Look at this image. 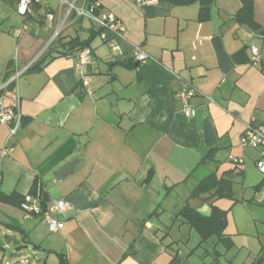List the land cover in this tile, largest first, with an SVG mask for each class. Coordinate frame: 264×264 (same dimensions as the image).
I'll return each instance as SVG.
<instances>
[{"label": "crops", "instance_id": "obj_1", "mask_svg": "<svg viewBox=\"0 0 264 264\" xmlns=\"http://www.w3.org/2000/svg\"><path fill=\"white\" fill-rule=\"evenodd\" d=\"M95 1L99 13L114 14L118 35L102 40L93 21L72 13L59 43L51 44L66 5L45 0L23 20L15 0H0V82L15 69L39 65L5 95L6 104L17 103L22 121L8 140L7 127L0 125V149H10L0 156V193L26 196L37 179L46 204H67L54 215L63 228L50 233L40 216L0 202V228L30 243L33 264H221L227 253L249 250L236 236L252 223H264L252 214L264 207V183L253 189L264 178L254 172L257 150L243 151L239 138L248 124L264 127V0H250L255 27L237 16L243 0L205 5L156 0L141 6L135 0ZM23 24L25 30L15 37ZM70 40L91 49L86 88L79 83L75 56L56 53ZM135 46L147 61L133 60ZM250 46L260 52L255 65ZM187 84L201 93L191 99V119L174 97ZM212 149V159L201 161ZM229 156L243 158L242 164H232ZM74 161L73 172L57 180L55 173ZM211 173L231 178L233 198L236 187L240 197L189 198ZM186 204L202 217L212 208L224 212L222 236L229 240L207 236L200 244L199 234L177 216ZM236 204L245 220L234 217ZM262 245L259 240L250 264Z\"/></svg>", "mask_w": 264, "mask_h": 264}, {"label": "built area", "instance_id": "obj_2", "mask_svg": "<svg viewBox=\"0 0 264 264\" xmlns=\"http://www.w3.org/2000/svg\"><path fill=\"white\" fill-rule=\"evenodd\" d=\"M45 0H15V9L17 14L25 20L31 11L33 5H38L44 2ZM75 1L69 2L68 0H60L61 4L66 5L68 10L65 15L64 20L58 25L56 30L53 32L50 43L58 38L64 22L69 16L74 13L77 18L84 17L93 21L98 26L99 36L102 40H107V34H112L116 36L119 34V27L117 19L112 13H99L96 12L99 8L98 2H93L89 6L77 7ZM156 0H135L136 4L141 6L147 3L155 2ZM49 20L53 19L52 15H47ZM25 30V24L20 28L16 29L13 32L15 37H19L21 32ZM111 50L113 52L118 51V46L116 43L110 44ZM252 56V64L255 65L260 61V52L254 47L250 46L249 48ZM132 58L135 62H145L149 59V56L141 49L139 46L133 47ZM76 63L75 70L79 74V83L83 88L88 87L89 80L85 69L91 63L92 53L89 48H83L75 55ZM31 64L24 66L22 69H15L13 74L6 80L0 82V125L6 126L8 129V139L14 137L17 134V131L21 125L22 115L19 111L17 103L13 106L6 104L5 95L7 94L10 84L15 83L17 79L22 76L28 69ZM173 76H175L173 74ZM89 94L92 93L89 90H86ZM201 95L200 91L191 86L184 85L175 93V99L181 104V111L187 119H191L195 114V109L191 105V99L194 96ZM239 146L244 151L247 149L257 150L258 157L255 160V168L257 172L264 177V127L254 126L253 124H248L245 127L244 132L239 138ZM10 149L7 146H4L0 149V156H7ZM228 160L234 165H241L243 158L229 156ZM26 202L22 204L21 209L25 212L26 216L38 215L41 217V220L47 225L48 231L50 233H56L63 228V223L56 219L54 215L56 213L63 212L66 208V202L64 200H52L44 208H42L36 199H33L29 196L26 197ZM14 264H29V259L27 257L19 259Z\"/></svg>", "mask_w": 264, "mask_h": 264}, {"label": "trees", "instance_id": "obj_3", "mask_svg": "<svg viewBox=\"0 0 264 264\" xmlns=\"http://www.w3.org/2000/svg\"><path fill=\"white\" fill-rule=\"evenodd\" d=\"M188 1H197L201 5H205L204 2L207 0H185ZM95 0H89L88 6L91 5ZM205 10L204 8H201V11ZM98 12V8L96 10ZM237 16H239V19L242 22H246L247 24L254 26L253 20H252V6L250 0H243V4L239 12L237 13ZM255 27V26H254ZM59 43V37L56 38L54 41L51 42V44ZM82 43V42H81ZM76 43L74 40H70L67 43L61 44V47H63L62 52H56L59 55H76L77 52L82 50L83 48H86L88 45L85 43ZM89 48V47H87ZM90 49V48H89ZM91 50V49H90ZM131 62H128L127 65H130ZM39 67L38 62H35L30 66L28 71L35 70ZM11 75V74H10ZM10 77V76H9ZM9 77L3 79L6 80ZM14 83L10 84L8 89H11ZM215 149H212L208 152V154L203 157L201 161L205 162V160H211V154L214 153ZM264 178V177H263ZM264 181L260 182L259 184L254 186V190L257 191L261 188ZM233 181L231 178L225 177L223 175L216 176L215 173H211L206 179L200 181L197 186L192 190L191 195L189 198H197L202 194H208L209 196L207 198H204L203 200L207 201L209 199H229L234 200L233 198ZM29 196L33 199H36L38 204L44 208L46 206V203L48 201V197L46 195V192H44L41 189L40 184L38 183V180L35 179L33 182V185L29 191V193L26 196H21L18 194H10L5 195L0 193V202L11 204L17 207H22V204L27 203L26 197ZM264 205V202H263ZM177 216H180L183 218L184 222L188 224L190 227H192L200 236L201 243L204 241H207L209 237L215 236L219 242L224 240H229L226 237L222 236V231L225 228V213L221 212L215 208H212V212L209 215V217H202L199 213H197L194 209L189 207L187 204L181 208V210L178 212ZM18 231V230H17ZM205 233L207 235H205ZM208 236V238H207ZM230 248V245L227 246V249ZM260 257L257 259L255 264H264V245L260 248Z\"/></svg>", "mask_w": 264, "mask_h": 264}, {"label": "rangeland", "instance_id": "obj_4", "mask_svg": "<svg viewBox=\"0 0 264 264\" xmlns=\"http://www.w3.org/2000/svg\"><path fill=\"white\" fill-rule=\"evenodd\" d=\"M95 40L98 42L100 39L97 36ZM254 172L255 174H258L256 169ZM253 176L254 174L251 176V178H253ZM236 189H237L235 191L236 195L234 196L235 199L239 198L241 195L240 189H238V187H236ZM233 213L237 221H240L242 219L245 220L244 218L245 211L238 204L235 205ZM238 214H240V217L238 216ZM252 214L255 215L258 219H264V207L257 206L256 210L255 211L253 210ZM248 219H249V216H248ZM195 236L196 235L193 232L191 236L192 238L190 239V244L193 242ZM259 240L261 242L264 241V223L263 224L262 223H258V224L252 223L251 228L248 226V229L246 230V232H244V234H240L236 236L237 243H241V242H243L244 244L247 243V245L249 244L251 248H249V250L241 249L237 254L235 253V251H231L227 253L226 256L222 258L221 264H250L256 252L255 249L259 248L258 247ZM209 246H210V243L207 245V247ZM19 257H27L32 264L35 261L34 255L32 253V249L29 248L28 250H23L22 252H20L19 254H17L16 256L12 258L3 257L2 253H0V264H6V262L8 264H11L13 261H15Z\"/></svg>", "mask_w": 264, "mask_h": 264}, {"label": "water", "instance_id": "obj_5", "mask_svg": "<svg viewBox=\"0 0 264 264\" xmlns=\"http://www.w3.org/2000/svg\"><path fill=\"white\" fill-rule=\"evenodd\" d=\"M115 99V95L109 97V101L113 106V111H115ZM76 166L77 161L67 163L55 173V178L57 180L64 179L73 172ZM29 248H31L30 243H26L23 239H18L16 235H8L0 228V252L3 257L12 258L23 250H28Z\"/></svg>", "mask_w": 264, "mask_h": 264}]
</instances>
